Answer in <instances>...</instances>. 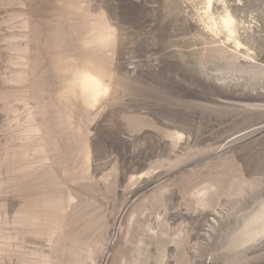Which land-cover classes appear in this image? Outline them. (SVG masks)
Segmentation results:
<instances>
[{
	"label": "rangeland",
	"instance_id": "rangeland-1",
	"mask_svg": "<svg viewBox=\"0 0 264 264\" xmlns=\"http://www.w3.org/2000/svg\"><path fill=\"white\" fill-rule=\"evenodd\" d=\"M0 264H264V0H0Z\"/></svg>",
	"mask_w": 264,
	"mask_h": 264
},
{
	"label": "bare ground",
	"instance_id": "bare-ground-1",
	"mask_svg": "<svg viewBox=\"0 0 264 264\" xmlns=\"http://www.w3.org/2000/svg\"><path fill=\"white\" fill-rule=\"evenodd\" d=\"M211 1L212 0H209V4L211 3ZM221 24H222V27H224L228 31L229 35H233L235 33V30H236L235 21L230 15L225 16L222 19Z\"/></svg>",
	"mask_w": 264,
	"mask_h": 264
},
{
	"label": "clouds",
	"instance_id": "clouds-1",
	"mask_svg": "<svg viewBox=\"0 0 264 264\" xmlns=\"http://www.w3.org/2000/svg\"><path fill=\"white\" fill-rule=\"evenodd\" d=\"M82 79L85 80V81H88V80H91L92 77H91L87 72H84V73L82 74ZM97 86L100 88V90H101L102 92L105 91V86H104L103 81L98 80V81H97Z\"/></svg>",
	"mask_w": 264,
	"mask_h": 264
}]
</instances>
